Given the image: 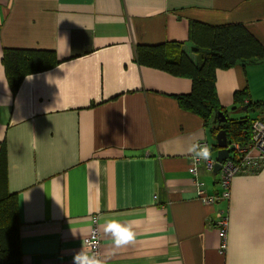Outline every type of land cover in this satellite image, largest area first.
<instances>
[{
    "label": "crops",
    "instance_id": "0c3cea01",
    "mask_svg": "<svg viewBox=\"0 0 264 264\" xmlns=\"http://www.w3.org/2000/svg\"><path fill=\"white\" fill-rule=\"evenodd\" d=\"M242 25L264 48V0H0V155L18 200L22 264H90L94 226L106 264H264V165L236 175L188 173L210 126L182 110L192 81L142 66L139 46L180 43L189 24ZM47 51L57 64L13 93L3 49ZM264 103V62L216 73L229 119L233 95ZM264 123V106L248 114ZM218 198L212 205L198 192ZM227 218L220 250L218 221ZM96 218V223L93 222Z\"/></svg>",
    "mask_w": 264,
    "mask_h": 264
},
{
    "label": "trees",
    "instance_id": "16d2710c",
    "mask_svg": "<svg viewBox=\"0 0 264 264\" xmlns=\"http://www.w3.org/2000/svg\"><path fill=\"white\" fill-rule=\"evenodd\" d=\"M189 42L196 57L193 63L180 43H166L136 48L138 64L173 76L192 81L191 92L177 96L179 107L199 116L212 135L225 130L229 142L246 144L250 140L251 126L257 116H249L264 103L248 102L246 90L235 92V107H246V116L229 119L219 104L216 91V73L238 64L264 62V48L238 24L209 26L197 22L189 24ZM57 64L55 54L47 51L3 49L2 65L6 80L13 93L30 74L48 70ZM223 114L224 119L218 117ZM217 149V146L215 145ZM21 222L17 196L7 189L5 157L0 155V264H22L20 243Z\"/></svg>",
    "mask_w": 264,
    "mask_h": 264
},
{
    "label": "built area",
    "instance_id": "2783aa9c",
    "mask_svg": "<svg viewBox=\"0 0 264 264\" xmlns=\"http://www.w3.org/2000/svg\"><path fill=\"white\" fill-rule=\"evenodd\" d=\"M229 157L219 169L218 178L222 189L221 198L229 199L230 182L236 175L251 174L259 170L264 165V123L255 120L251 126L250 140L246 144L228 141ZM210 146L206 140L198 141L193 147L190 158L188 173L195 178L199 185L197 175L199 168L204 166L207 171H213L215 160L210 157ZM199 199L206 205H212L216 197H209L203 191L198 192ZM94 224L96 218L93 217ZM217 233L221 240L220 250L226 248L227 218L222 216L217 223ZM84 247L90 254V264H106L100 254V234L96 226L84 238Z\"/></svg>",
    "mask_w": 264,
    "mask_h": 264
},
{
    "label": "water",
    "instance_id": "95a60500",
    "mask_svg": "<svg viewBox=\"0 0 264 264\" xmlns=\"http://www.w3.org/2000/svg\"><path fill=\"white\" fill-rule=\"evenodd\" d=\"M246 110V107L243 108V111ZM218 117L224 119L223 114H218ZM216 146H217V156L215 159L213 172L217 173L221 167V164L228 159L229 150H228V139L225 130H220L215 136Z\"/></svg>",
    "mask_w": 264,
    "mask_h": 264
},
{
    "label": "rangeland",
    "instance_id": "374dc122",
    "mask_svg": "<svg viewBox=\"0 0 264 264\" xmlns=\"http://www.w3.org/2000/svg\"><path fill=\"white\" fill-rule=\"evenodd\" d=\"M261 121V120H260Z\"/></svg>",
    "mask_w": 264,
    "mask_h": 264
}]
</instances>
